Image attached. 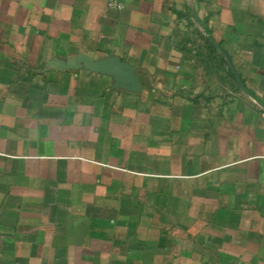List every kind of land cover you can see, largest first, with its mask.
I'll return each instance as SVG.
<instances>
[{
  "label": "crops",
  "instance_id": "crops-1",
  "mask_svg": "<svg viewBox=\"0 0 264 264\" xmlns=\"http://www.w3.org/2000/svg\"><path fill=\"white\" fill-rule=\"evenodd\" d=\"M120 1L0 0V264H264V0Z\"/></svg>",
  "mask_w": 264,
  "mask_h": 264
},
{
  "label": "water",
  "instance_id": "water-1",
  "mask_svg": "<svg viewBox=\"0 0 264 264\" xmlns=\"http://www.w3.org/2000/svg\"><path fill=\"white\" fill-rule=\"evenodd\" d=\"M221 56L228 63L225 54L221 53ZM78 64H84L87 70L91 73L113 75L115 80V87L117 89H123L132 93H137L140 91L139 80L135 74L134 69L126 63L122 62L119 58L111 57L108 58L106 62L100 64H91L87 60H82Z\"/></svg>",
  "mask_w": 264,
  "mask_h": 264
},
{
  "label": "built area",
  "instance_id": "built-area-1",
  "mask_svg": "<svg viewBox=\"0 0 264 264\" xmlns=\"http://www.w3.org/2000/svg\"><path fill=\"white\" fill-rule=\"evenodd\" d=\"M108 7L114 10H121L122 9V3L120 0H108L107 2Z\"/></svg>",
  "mask_w": 264,
  "mask_h": 264
},
{
  "label": "trees",
  "instance_id": "trees-1",
  "mask_svg": "<svg viewBox=\"0 0 264 264\" xmlns=\"http://www.w3.org/2000/svg\"><path fill=\"white\" fill-rule=\"evenodd\" d=\"M208 47H209V49H210L212 52L215 53V49L213 48V46H212L210 43H208ZM219 58H220L221 61H223V59H222L220 56H219Z\"/></svg>",
  "mask_w": 264,
  "mask_h": 264
}]
</instances>
